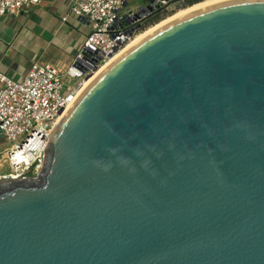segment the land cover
Returning <instances> with one entry per match:
<instances>
[{"label": "water", "instance_id": "water-1", "mask_svg": "<svg viewBox=\"0 0 264 264\" xmlns=\"http://www.w3.org/2000/svg\"><path fill=\"white\" fill-rule=\"evenodd\" d=\"M63 114L37 178L0 182V264H264V0L150 32Z\"/></svg>", "mask_w": 264, "mask_h": 264}, {"label": "built area", "instance_id": "built-area-1", "mask_svg": "<svg viewBox=\"0 0 264 264\" xmlns=\"http://www.w3.org/2000/svg\"><path fill=\"white\" fill-rule=\"evenodd\" d=\"M126 2L72 1L71 14L87 22L89 33L64 70L33 61L20 82L0 74V182L37 178L49 131L94 74L91 60H96L98 70L143 30L144 22L132 20L133 9H127ZM38 4L39 0H0V17L18 15ZM18 138L23 140L17 143Z\"/></svg>", "mask_w": 264, "mask_h": 264}, {"label": "crops", "instance_id": "crops-1", "mask_svg": "<svg viewBox=\"0 0 264 264\" xmlns=\"http://www.w3.org/2000/svg\"><path fill=\"white\" fill-rule=\"evenodd\" d=\"M72 1L39 0L18 15L0 17V74L20 82L33 61L62 70L73 62L89 27L71 14ZM139 5V0L126 2L127 9Z\"/></svg>", "mask_w": 264, "mask_h": 264}, {"label": "bare ground", "instance_id": "bare-ground-1", "mask_svg": "<svg viewBox=\"0 0 264 264\" xmlns=\"http://www.w3.org/2000/svg\"><path fill=\"white\" fill-rule=\"evenodd\" d=\"M225 1H229V0H204L203 2L196 4L194 6H192L191 8H188L186 10H180L178 12H176L175 14H173L172 16L168 17L167 19L159 22L158 24H156L155 26L141 32L140 34H137L123 49H121L118 53L114 54L112 57H110L104 64H102L98 70H96L94 72V74L87 78L84 81V89L110 64L112 63L116 58H118L121 54H123L125 51H127L130 47H132L133 45H135L138 41H140L142 38H144L146 35H148L150 32L158 29L159 27L179 18L182 17L186 14H189L191 12L197 11L199 9L211 6V5H215L221 2H225ZM64 114H61L58 116V118L56 119L53 127L51 128V130L49 131L48 137H51L52 133L54 132L55 128L57 127V125L59 124L60 120L63 118Z\"/></svg>", "mask_w": 264, "mask_h": 264}, {"label": "rangeland", "instance_id": "rangeland-1", "mask_svg": "<svg viewBox=\"0 0 264 264\" xmlns=\"http://www.w3.org/2000/svg\"><path fill=\"white\" fill-rule=\"evenodd\" d=\"M197 1H198V2H202V1H204V0H197ZM185 8H187V7L181 8V7H180V4H177V5H175V6H171V7L167 8L166 10H164V11H162L161 13L157 14V16L155 17V20L147 22V23H146V27H144L143 30H142L141 32L145 31L146 29H148V28H150V27L156 25V24L159 23L160 21H162V20L168 18L169 16L173 15L174 13H176V12H178V11H180V10H183V9H185ZM154 16H155V15H154ZM141 32H140V33H141ZM140 33H139V34H140ZM22 140H23V138H18V139L16 140V142H17V143H20ZM6 146H9V144H7Z\"/></svg>", "mask_w": 264, "mask_h": 264}, {"label": "trees", "instance_id": "trees-1", "mask_svg": "<svg viewBox=\"0 0 264 264\" xmlns=\"http://www.w3.org/2000/svg\"><path fill=\"white\" fill-rule=\"evenodd\" d=\"M198 1L197 0H187V1H183V2H181L180 3V7L181 8H184V7H187V8H185V9H183V10H186V9H188V8H191L192 6H194V5H196V4H199V3H201V2H199V3H197ZM203 2V1H202ZM175 14V13H174ZM157 15H155V16H152L151 18H149V19H147L144 23H143V25H142V27L144 28V27H146V23L147 22H149V21H153V20H155V17H156ZM172 16V15H171ZM170 17V16H169ZM167 19V18H166ZM165 20V19H164ZM163 21V20H162ZM161 22V21H160ZM158 24V23H157ZM155 26V25H154ZM153 27V26H152ZM151 28V27H150ZM149 29V28H148ZM147 30V29H146Z\"/></svg>", "mask_w": 264, "mask_h": 264}]
</instances>
